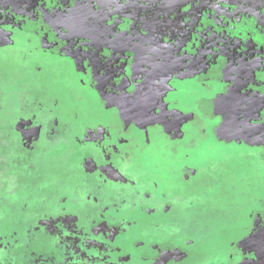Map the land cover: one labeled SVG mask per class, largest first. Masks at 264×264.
<instances>
[{"label": "rangeland", "instance_id": "374dc122", "mask_svg": "<svg viewBox=\"0 0 264 264\" xmlns=\"http://www.w3.org/2000/svg\"><path fill=\"white\" fill-rule=\"evenodd\" d=\"M45 16L36 28L43 39ZM262 17L253 23L243 18L245 27L240 20L239 40L226 49L229 82L261 97L257 115L264 120V104L259 105L264 102ZM196 41L205 44L203 37ZM247 45L252 48L241 52ZM19 48L0 49V264H264V158L256 149L264 146V129L254 124L258 117L242 120L227 104V124L213 129L192 115H180L186 126L196 127L188 138L192 146L177 153L183 147L162 149L167 137L152 141L156 163L145 170L139 162L143 155L135 156L148 148L120 149L118 133L112 144L98 126L108 124L105 117H75L71 71L35 61L30 45ZM190 54L166 67L187 74L193 70L189 61L209 63L220 55ZM215 72L217 78L225 76L220 68ZM225 87L226 94L240 99V92ZM214 103H220L219 96ZM121 120L115 118L118 129ZM167 136L182 141L175 132ZM186 154L190 159H183ZM131 180L135 192L126 188ZM106 213L110 219L105 220ZM123 225H131L137 235L127 237L133 241L130 252L144 242L153 247L141 262H133L130 252L120 253L116 226Z\"/></svg>", "mask_w": 264, "mask_h": 264}, {"label": "flooded vegetation", "instance_id": "af4514ba", "mask_svg": "<svg viewBox=\"0 0 264 264\" xmlns=\"http://www.w3.org/2000/svg\"><path fill=\"white\" fill-rule=\"evenodd\" d=\"M62 1L0 0V26L5 32H9L8 39L0 43V49H17L19 44L24 42L25 48L19 49H26L27 45H30L35 61L48 62L62 72L71 71L70 75L75 80L72 89L75 90L73 99L77 106L75 117L86 113L105 117L108 124L98 126L108 132L107 139L112 144L118 133L117 144L121 146L120 149L143 151L152 147L145 143V138L148 137L151 143H159L163 137H167L166 144L161 143L163 150L169 151L173 144L175 147H183L179 148L177 153L180 150L184 152V148L192 146L189 142L193 140L188 138L192 131H196V127L192 124L186 126L188 123L185 124L184 119L179 116L192 115L194 120L198 118L205 125L216 129L223 121L227 124V104L235 106V111L242 120L247 121L248 116L252 114L251 117H258L256 121L259 122L254 124L264 129V120L257 115L260 106L256 103L261 101V97L241 91L229 82V75L232 73L229 72L231 64L226 49L229 42L239 40L236 38L240 37V27H245L247 22L242 21L243 18L251 23L255 20L263 21L264 0ZM242 3L245 4L244 13L240 14ZM43 16L46 19L44 39L43 33L36 29L41 26L40 20ZM8 22L13 25L12 28L7 27ZM14 25L19 27L14 28ZM230 34H233L232 38H229ZM201 37L205 41L203 45L196 41ZM240 47L241 45L237 49ZM260 47L253 48V53L259 51ZM249 48L252 47L243 48L241 52H247ZM85 50L86 55L81 58L80 54ZM194 52H204L206 58L216 52L220 55L215 60L211 58L209 63L189 61L188 65L193 70L187 74H174L173 67H166L170 60L178 65L182 55ZM214 68H220V74L225 73V76L220 75V78H217V71L216 75L213 73ZM225 86L240 92V99L233 94H226ZM207 88L212 90L211 94L206 93ZM217 96L220 103L226 105L214 103ZM241 102H244L242 106ZM262 104L263 101L259 103ZM73 110L74 108L70 109ZM143 113L144 116L140 117ZM164 113H170L167 119L156 120ZM117 117L122 118L120 129L115 125ZM158 122H163L164 125H155ZM173 132L178 139L182 138V141H175L167 136ZM261 133L263 137L259 140L264 145V130L260 135ZM259 140L257 145L261 144ZM257 147L264 158V146ZM128 152L131 155L130 151ZM143 153L145 152H140L139 156L135 157H140ZM132 157L127 158L133 159ZM190 157L186 154L183 159ZM183 169H186L185 165ZM133 183L134 180H131L126 186L128 191L135 192L136 188L131 186ZM117 184L124 183L119 181ZM139 200L140 197L137 201ZM138 209L143 210V207ZM104 218L110 219L111 216L106 213ZM131 221L137 223L136 220ZM112 227H115V224ZM131 227L116 226L117 231L121 233V240L117 242L121 247L120 253L130 252L133 241L129 240L128 236L137 237ZM137 245L139 248L135 247L130 252L133 262L147 257L149 250L153 248L147 242Z\"/></svg>", "mask_w": 264, "mask_h": 264}, {"label": "snow or ice", "instance_id": "6c2138e0", "mask_svg": "<svg viewBox=\"0 0 264 264\" xmlns=\"http://www.w3.org/2000/svg\"><path fill=\"white\" fill-rule=\"evenodd\" d=\"M8 36H9V32H5L4 30L0 29V43H3L4 41H6L8 39ZM84 55H86V50L84 53L80 54L81 58H83ZM169 115L170 113H164L162 114V117H157L156 120L167 119ZM220 131H221V135H223L224 130L221 129ZM37 132H39V129H37ZM146 144L150 146L151 140H147ZM139 162L144 166L145 170L155 166L156 162L152 159L150 147H148L147 151L143 154V157L140 159Z\"/></svg>", "mask_w": 264, "mask_h": 264}, {"label": "bare ground", "instance_id": "6f19581e", "mask_svg": "<svg viewBox=\"0 0 264 264\" xmlns=\"http://www.w3.org/2000/svg\"><path fill=\"white\" fill-rule=\"evenodd\" d=\"M171 80H172V79H171ZM165 86H166V85H165ZM169 86H170V85H169ZM145 89H146V88H145ZM173 92H174V91H173ZM173 92H172V93H173ZM177 92H178V91H177ZM155 93H156V92H155ZM170 93H171V92H170ZM178 103H179V102H178ZM168 104H169V103H168ZM176 104H177V103H176ZM173 105H174V104H173ZM181 107H182V106H181ZM150 127H151V126H150Z\"/></svg>", "mask_w": 264, "mask_h": 264}, {"label": "water", "instance_id": "95a60500", "mask_svg": "<svg viewBox=\"0 0 264 264\" xmlns=\"http://www.w3.org/2000/svg\"><path fill=\"white\" fill-rule=\"evenodd\" d=\"M145 113H147V112H145ZM141 116H144V113H143L142 115H140V117H141Z\"/></svg>", "mask_w": 264, "mask_h": 264}, {"label": "crops", "instance_id": "0c3cea01", "mask_svg": "<svg viewBox=\"0 0 264 264\" xmlns=\"http://www.w3.org/2000/svg\"><path fill=\"white\" fill-rule=\"evenodd\" d=\"M144 2V1H143Z\"/></svg>", "mask_w": 264, "mask_h": 264}]
</instances>
